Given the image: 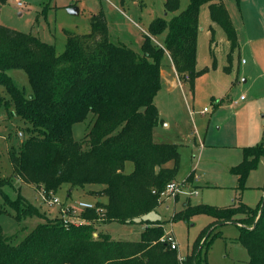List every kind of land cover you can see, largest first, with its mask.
<instances>
[{
    "label": "trees",
    "instance_id": "obj_1",
    "mask_svg": "<svg viewBox=\"0 0 264 264\" xmlns=\"http://www.w3.org/2000/svg\"><path fill=\"white\" fill-rule=\"evenodd\" d=\"M4 2L0 0V6ZM179 4L180 0H165L164 11H177ZM204 4L211 22L226 34L230 62L239 40L222 0H189L171 18H153L141 53L110 40L103 11L91 16L88 33L66 30L61 54L37 35L0 23V86L8 93L0 90V108L4 106L10 117L18 116L26 123L19 148L10 151L13 178L0 177V214L19 222L33 216L43 219L18 243L4 234L0 224V264H209L208 251L221 236L214 229L228 222L240 225L238 240L248 252L249 264H264V197L255 207L242 199L219 207L183 203L173 220L197 213L214 220L182 259L177 248H171L165 221L160 219L144 220L145 227L135 241L114 239L94 224L97 220L135 223L158 207L159 192L176 178L178 144L155 140V129L163 119L154 99L162 87L164 56L181 79L192 82L204 72L196 68ZM162 33L163 45L154 43L152 37ZM11 69L26 72L30 92L14 83L8 73ZM88 115L92 124L78 141L73 125ZM126 161L134 164L129 173L124 171ZM263 161L264 143L243 148L242 161L231 169L241 190L250 170ZM193 177L191 172L185 181ZM14 178L42 187L48 194L58 192L63 184L71 190L101 184L91 194L105 196L106 201L81 212L90 223L65 224L61 216L50 217L28 202L19 186H14ZM8 186L17 192L16 197L5 190Z\"/></svg>",
    "mask_w": 264,
    "mask_h": 264
},
{
    "label": "rangeland",
    "instance_id": "obj_2",
    "mask_svg": "<svg viewBox=\"0 0 264 264\" xmlns=\"http://www.w3.org/2000/svg\"><path fill=\"white\" fill-rule=\"evenodd\" d=\"M235 26L239 46L229 62L224 30L211 22L208 5L200 10V30L197 44V70L204 72L192 82L178 77L170 60H162V87L155 96L163 122L155 129V140L178 144L180 162L173 181L182 182L193 172L192 182L197 194L186 192L176 198L159 199L158 207L132 224L117 221H95L98 231L109 233L117 240L135 241L140 238L146 219L165 221L166 234H171L178 244L179 258L191 250L201 231L214 217L197 213L188 218L173 220L175 211L183 203L225 206L234 199H242L250 206H257L263 196L264 167L260 162L250 170L245 189L239 188L232 167L243 159V148L264 143V0H222ZM165 0H5L0 6V23L31 32L43 41L53 44L57 54L66 45V30L77 34L88 33L91 16L101 11L110 27V40L122 43L134 51L142 52L144 35L155 17L171 18L184 10L189 0H180L177 11L166 13ZM20 3V5H19ZM74 6L79 12L71 14ZM212 26V29L210 27ZM213 31V34H212ZM165 33L152 37L154 43L163 45ZM211 40H213L211 42ZM216 60V64H214ZM19 88L31 91L27 74L21 69L8 71ZM4 95L7 91L0 86ZM243 96V98H241ZM11 108L13 103H11ZM92 124V116L73 125V136L82 141ZM26 123L18 116H9L7 109L0 108V177L13 178L10 161L12 148L18 149L23 136L19 132ZM173 163H169L172 165ZM264 164V161H263ZM132 161H126L124 171L133 170ZM20 194L50 217H59L60 207L43 200L42 187L27 184L17 178ZM101 184L74 188L69 195V185L63 184L56 192L63 203L88 201L105 202V196L92 195ZM12 197L17 192L8 186L5 189ZM69 191V192H70ZM180 195V196H179ZM77 220V219H74ZM43 219L37 216L17 221L9 214H0L4 234L18 243ZM90 223V221H88ZM240 225L228 222L217 226L216 237L208 251L209 264H249L246 248L239 242ZM96 236V233H95Z\"/></svg>",
    "mask_w": 264,
    "mask_h": 264
},
{
    "label": "built area",
    "instance_id": "obj_3",
    "mask_svg": "<svg viewBox=\"0 0 264 264\" xmlns=\"http://www.w3.org/2000/svg\"><path fill=\"white\" fill-rule=\"evenodd\" d=\"M20 5V3H19ZM243 98V96H241ZM19 135L22 136V132H19ZM195 179L193 177V180L191 182H186L183 180L182 182L178 181H170L166 184L165 188L159 192V199L163 198H169L171 197L176 198L178 194L182 193H188L190 195L197 194V190L192 186V182H194ZM42 197L45 202H47L50 205L57 204L60 207V215L64 221L65 224H86L88 223V220L82 218L80 216L81 212L86 209H92L96 207L95 203L88 202V201H78L75 203L67 204L65 202H61L59 197L56 196L54 192H50L49 194L42 188ZM156 190H154V193ZM77 219V220H74ZM167 238L169 239L171 243V248H178V244L175 240V238L171 234H167Z\"/></svg>",
    "mask_w": 264,
    "mask_h": 264
},
{
    "label": "water",
    "instance_id": "obj_4",
    "mask_svg": "<svg viewBox=\"0 0 264 264\" xmlns=\"http://www.w3.org/2000/svg\"><path fill=\"white\" fill-rule=\"evenodd\" d=\"M68 11H69V13H71V14H75V13H78L79 12V8L78 7H74V6H71V7H69L68 8ZM158 169H159V167H156V172H158ZM264 190V189H263ZM262 197H264V191H263V196ZM261 212V209H260V211H259V213ZM258 217H259V215H258ZM257 217V218H258ZM257 221V219L255 220V222ZM254 222V223H255Z\"/></svg>",
    "mask_w": 264,
    "mask_h": 264
},
{
    "label": "crops",
    "instance_id": "obj_5",
    "mask_svg": "<svg viewBox=\"0 0 264 264\" xmlns=\"http://www.w3.org/2000/svg\"><path fill=\"white\" fill-rule=\"evenodd\" d=\"M110 34H111V31H110ZM227 44H228V41H227ZM229 46V45H228ZM171 66L173 67V65L171 64ZM174 68V67H173ZM175 70V69H174ZM161 74H162V71H161ZM262 163V165H263V167H264V164H263V162H261ZM194 186H196V183L194 184ZM197 187V186H196ZM263 189H264V187H263ZM71 189H69V190H67V192H69ZM180 196V195H179Z\"/></svg>",
    "mask_w": 264,
    "mask_h": 264
}]
</instances>
